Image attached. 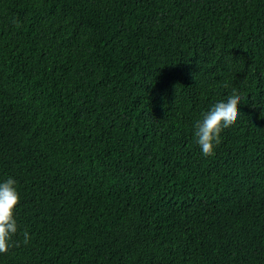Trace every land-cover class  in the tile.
Returning <instances> with one entry per match:
<instances>
[{"label":"trees","instance_id":"obj_1","mask_svg":"<svg viewBox=\"0 0 264 264\" xmlns=\"http://www.w3.org/2000/svg\"><path fill=\"white\" fill-rule=\"evenodd\" d=\"M8 178L0 264H264V0H0Z\"/></svg>","mask_w":264,"mask_h":264},{"label":"clouds","instance_id":"obj_2","mask_svg":"<svg viewBox=\"0 0 264 264\" xmlns=\"http://www.w3.org/2000/svg\"><path fill=\"white\" fill-rule=\"evenodd\" d=\"M240 104L241 96L234 91L226 101L217 102L209 112L204 114L202 120L197 121L196 142L205 157L214 154L215 147L221 142V133L238 121ZM19 201L16 181L8 178L0 182V254H6L9 251L12 237L18 231L15 210ZM23 235L24 242L28 243L29 234L25 231Z\"/></svg>","mask_w":264,"mask_h":264}]
</instances>
